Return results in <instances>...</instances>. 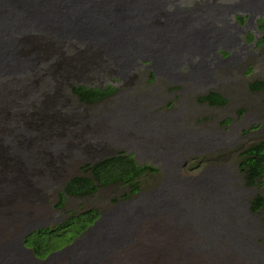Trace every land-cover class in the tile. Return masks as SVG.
Instances as JSON below:
<instances>
[{
  "label": "rangeland",
  "instance_id": "374dc122",
  "mask_svg": "<svg viewBox=\"0 0 264 264\" xmlns=\"http://www.w3.org/2000/svg\"><path fill=\"white\" fill-rule=\"evenodd\" d=\"M30 27L19 36L10 33L9 50L33 67L34 54L49 64L44 75L35 76L32 67L22 73L24 64L6 74L19 81L0 76V250L24 252L28 264H70L107 232L112 241L92 264H264V210L248 207L263 186L246 185L239 169L242 151L264 138V91L249 88L264 80L262 34L248 29L246 39L252 41L244 58L219 66V72L207 70L214 82L198 90L202 83H178L161 68L154 72L151 55H142L146 65L139 59L136 68L122 70L97 39L80 42L74 33L60 37ZM76 84L114 91L87 105L72 93ZM209 92L221 94L226 104L198 100ZM118 152L157 169L140 179V192L126 198L128 186L108 185L84 197L66 195L57 206L69 177L82 173L85 163ZM119 207L128 211L121 226L114 220ZM90 208L104 212L98 230L44 261L34 260L18 242L39 225L52 226ZM177 236L189 250L184 246L180 253ZM153 241L162 254L153 253ZM17 261L25 264L9 257L5 262Z\"/></svg>",
  "mask_w": 264,
  "mask_h": 264
},
{
  "label": "bare ground",
  "instance_id": "6f19581e",
  "mask_svg": "<svg viewBox=\"0 0 264 264\" xmlns=\"http://www.w3.org/2000/svg\"><path fill=\"white\" fill-rule=\"evenodd\" d=\"M233 1L0 0V76L20 69L25 64L23 58H16L8 49L9 39L5 37L7 32L32 26L34 29L45 28L44 31L60 37L74 33L75 36H72L75 38H86L92 42L97 39L105 44V51L122 70L136 68L139 59L146 61L142 55H151V68L154 72H159L158 68H161L173 80L202 83L198 90H203L214 82L207 70L217 72L218 68L229 62L234 64L247 54L252 41L249 39L251 37L246 39L250 34L248 29L254 28L260 34L264 32L260 29L261 25L257 24L260 18L264 22V0ZM143 61L139 63L146 65L147 62ZM129 201L132 203V200ZM121 210L125 209L119 207L115 210L117 226L122 225L128 214L127 210ZM103 217L104 212H101L98 220L85 233L98 230ZM83 234L67 248L73 247ZM21 240L20 236L18 242L23 245ZM111 241L110 233L101 232L99 245L85 250L78 249L80 251L71 259L70 264L94 263L101 250L107 248ZM21 247L34 255L24 245ZM16 252L11 247L7 249L3 246L0 250V264H7L5 261L8 257L21 260V252Z\"/></svg>",
  "mask_w": 264,
  "mask_h": 264
},
{
  "label": "trees",
  "instance_id": "16d2710c",
  "mask_svg": "<svg viewBox=\"0 0 264 264\" xmlns=\"http://www.w3.org/2000/svg\"><path fill=\"white\" fill-rule=\"evenodd\" d=\"M260 29L264 31V22ZM260 42L264 44V32ZM249 88L253 91H264V80L251 82ZM71 91L79 102L88 105L94 104L110 95L114 88L112 86L98 88L76 84L71 87ZM198 100L214 106H222L227 102L226 98L217 92H209L200 96ZM1 120H3L2 117ZM22 135V133H19L17 137L22 139ZM241 156L239 169L243 173L245 184L255 187L263 186V191L252 196L248 202L250 211L259 212L264 210V138L250 144L242 151ZM156 170L153 165L138 163L133 154L125 152L106 156L94 163H85L81 167L82 173L69 177L62 190L59 191L57 206L64 204L66 195L84 197L95 193L101 187L114 184L128 186L129 193L125 195L128 198L129 195H135L141 191L140 179L145 173ZM115 203H117V200H115ZM100 215L101 211L90 208L77 215L69 216L64 222L56 223L52 226L38 227L29 232L26 237L24 236L23 244L32 250L35 257L48 258L51 254L62 251L70 244L72 245L83 232L85 233L98 220ZM178 236L174 239L179 245L180 253L184 251V246L189 250L190 246L184 244L183 239L181 243V239ZM152 248L153 253L159 252L162 254L159 245L154 241Z\"/></svg>",
  "mask_w": 264,
  "mask_h": 264
},
{
  "label": "clouds",
  "instance_id": "9594fccd",
  "mask_svg": "<svg viewBox=\"0 0 264 264\" xmlns=\"http://www.w3.org/2000/svg\"><path fill=\"white\" fill-rule=\"evenodd\" d=\"M20 31H23L22 29H18V31H13V32H11V34L12 33H16V34H20ZM10 33V32H9ZM8 32H7V36H5L6 38H8L9 39V44H10V34H9ZM69 36H71L70 34H69ZM66 37H68V34L66 35ZM72 38H75V37H73V36H71ZM75 39H78V41H80V42H82V41H84V40H87L86 38L85 39H79V38H75ZM14 41H16L17 40V38H14L13 39ZM38 40H41V41H45V43L47 42V39H43V38H38ZM87 41H89V40H87ZM23 47H24V50H23ZM9 49V48H8ZM24 52H26V46H22V53H24ZM16 57V56H15ZM23 58L22 56H19V57H16V58ZM38 58H36L35 57V54L33 55V58L35 59V63H36V65L33 67L32 65H31V62H29V63H27V58H23L24 60H25V64H27L26 65V67L27 66H29V68H31L32 67V69H31V71L33 72V74L35 75V76H37L38 74H42V75H44L45 73L43 72L44 71V66H46L47 64H49V58H43L42 56H37ZM104 60H106V59H104ZM108 61V60H107ZM141 61H143V60H141ZM144 62V61H143ZM115 64V63H114ZM29 68H25V70H23V69H21L20 71H22V73H27V70H29ZM43 70V71H42ZM20 71H18V72H20ZM34 71H37V72H34ZM1 77H3L5 80H7V79H13V80H15V81H19L18 80V78L17 77H19V76H10V77H7V75L5 76H1ZM12 77H15V78H12ZM167 77H168V75H167ZM175 82H178V81H175ZM182 82V81H181ZM178 83H180V82H178ZM183 83V82H182ZM258 91H260V90H258ZM263 91V90H262ZM221 95V94H220ZM74 96V95H73ZM107 97V96H106ZM104 99V98H103ZM101 101V100H100ZM99 102V101H98ZM98 102H96V103H98ZM205 102V101H204ZM96 103H94V104H96ZM226 104V103H225ZM88 105H92V104H88ZM212 106H214V105H212ZM17 121V120H16ZM17 123H18V121H17ZM16 123V124H17ZM19 124V123H18ZM13 125H15V124H11L10 123V125H8V126H13ZM19 134V133H18ZM18 134L16 135V137L18 136ZM18 138V137H17ZM8 138H6L5 139V141L7 140ZM19 139V138H18ZM19 140H21V139H19ZM0 141H1V143H3L4 142V139H2V137L0 138ZM6 143V142H5ZM120 202V201H119ZM119 202H117V204L119 203ZM116 204V205H117ZM100 212V211H99ZM41 226H46V225H39V226H37L36 228H38V227H41ZM35 228V229H36ZM34 230V229H33ZM32 231V230H31ZM30 231V232H31ZM86 231V230H85ZM84 233V232H83ZM26 236V235H25ZM24 245V244H23ZM24 247H26V246H24ZM26 248H28V247H26ZM28 249H30V248H28ZM32 251V250H31ZM25 253H27V252H25ZM33 253V252H32ZM53 253V252H52ZM22 255H23V257H24V260H22L21 258H19V259H21L23 262H25V260H26V264H28V262H29V260H28V258L26 259V255L24 254V252L23 253H21ZM29 254V253H28ZM34 254V253H33ZM30 255V254H29ZM50 255V254H49ZM34 260L36 259V260H39V261H44L45 259H46V257L45 258H43V259H41V258H38V257H35V255H30ZM21 261V262H22ZM24 264V263H23Z\"/></svg>",
  "mask_w": 264,
  "mask_h": 264
}]
</instances>
